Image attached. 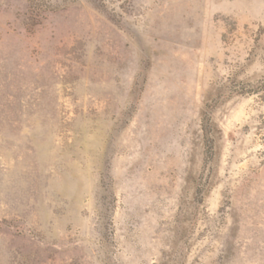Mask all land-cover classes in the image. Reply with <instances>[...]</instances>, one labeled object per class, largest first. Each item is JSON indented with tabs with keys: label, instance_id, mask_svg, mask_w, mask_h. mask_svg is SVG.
<instances>
[{
	"label": "rangeland",
	"instance_id": "obj_1",
	"mask_svg": "<svg viewBox=\"0 0 264 264\" xmlns=\"http://www.w3.org/2000/svg\"><path fill=\"white\" fill-rule=\"evenodd\" d=\"M0 264H264V0H0Z\"/></svg>",
	"mask_w": 264,
	"mask_h": 264
}]
</instances>
